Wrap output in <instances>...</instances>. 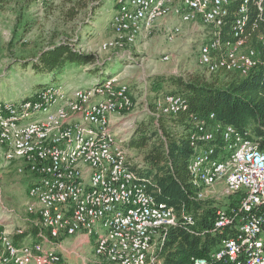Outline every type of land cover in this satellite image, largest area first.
I'll list each match as a JSON object with an SVG mask.
<instances>
[{
	"label": "built area",
	"instance_id": "built-area-1",
	"mask_svg": "<svg viewBox=\"0 0 264 264\" xmlns=\"http://www.w3.org/2000/svg\"><path fill=\"white\" fill-rule=\"evenodd\" d=\"M248 2L117 0L110 19L113 37L99 51L128 54L139 39L160 29L171 41L181 28L164 29L167 19L200 22L209 32L198 49V66L206 73L244 77L259 62L243 33ZM232 5L234 39L223 42L221 30ZM134 105L129 86L117 76L85 89L45 85L22 100L0 101V155L28 181L25 211L33 216L28 228L9 230L0 221V264H59L62 257L50 244L79 234L94 237L100 264H161L156 250L178 217L137 175L127 133L118 136L112 129V119L122 120ZM151 109L153 116L171 115L186 105L180 95L159 94ZM213 119L212 114L197 122L192 133L189 179L198 199L236 196L238 202L216 210L211 233L225 235L193 264H264V150L252 135Z\"/></svg>",
	"mask_w": 264,
	"mask_h": 264
},
{
	"label": "trees",
	"instance_id": "trees-1",
	"mask_svg": "<svg viewBox=\"0 0 264 264\" xmlns=\"http://www.w3.org/2000/svg\"><path fill=\"white\" fill-rule=\"evenodd\" d=\"M106 1H97V8ZM228 10L220 35L223 42L234 39L236 7L232 5ZM247 10L248 20L243 33L246 45L259 53L255 68L244 77L221 70L161 76L158 79L171 90L159 92L182 96L186 109L171 115H151L147 123L135 124L128 141L129 149L142 153L143 167L136 169L137 175L148 183L149 191L159 201L175 210L178 217L177 224L167 230L156 250L161 264H193V259L206 257L216 249L225 233H211L215 212L222 206L235 207L238 202L236 196L228 197L224 204L198 199L199 190L191 184L187 171L194 148L191 136L197 122L207 121L213 114L211 123L230 125L241 134L252 135L264 150V0H249ZM74 15L75 12H71L70 19ZM95 59V55L76 53L71 44L63 43L41 52L39 63L32 69L61 71L70 64L92 65L99 69L94 64ZM102 72L103 68L98 74ZM185 217H190L191 222L188 223Z\"/></svg>",
	"mask_w": 264,
	"mask_h": 264
},
{
	"label": "rangeland",
	"instance_id": "rangeland-1",
	"mask_svg": "<svg viewBox=\"0 0 264 264\" xmlns=\"http://www.w3.org/2000/svg\"><path fill=\"white\" fill-rule=\"evenodd\" d=\"M97 1L54 0L42 3L37 0H3L0 3V101L22 100L45 85L62 84L85 89L110 75L117 76L118 81L129 86L135 103L130 116L123 121L129 136L135 124L148 122L154 99L171 90L158 78L205 72L197 64V56L200 45L207 41L209 28L200 22L185 24L167 19L164 29L176 24L181 28L180 34L171 41L160 29L139 39L128 48V54L115 50L99 51L100 44L113 37L110 19L117 7L115 0H107L97 8ZM73 11L75 15L70 19L69 14ZM63 43L71 44L76 53L95 55L94 64L99 69L75 64L65 65L61 71L32 69L39 63L41 52ZM163 56L168 59L164 60ZM102 68L104 72L98 74ZM128 156L137 170L143 167L142 153L129 149ZM5 164L1 156L0 175ZM8 176L10 181L6 179L0 184L2 201L14 202L20 209H25L28 181L22 179L14 184L17 191L12 199L6 185L10 184L13 173H8ZM208 199L220 204L226 202L224 197ZM23 241L27 242V239ZM87 257L97 259L92 252Z\"/></svg>",
	"mask_w": 264,
	"mask_h": 264
},
{
	"label": "crops",
	"instance_id": "crops-1",
	"mask_svg": "<svg viewBox=\"0 0 264 264\" xmlns=\"http://www.w3.org/2000/svg\"><path fill=\"white\" fill-rule=\"evenodd\" d=\"M130 114L125 115L122 120L113 118L112 119V129L118 135L121 136L122 134L127 133L125 128V122H123ZM135 122V120H134ZM135 126V125H134ZM134 130V129H133ZM133 133V131H132ZM131 133V135H132ZM129 134V138L131 137ZM127 139V140H128ZM126 140V141H127ZM129 141V140H128ZM128 147V142L125 144ZM1 157V156H0ZM3 170H1L0 175V184L4 182L6 179L9 182L10 177L8 173H13V178L10 184L6 185V189L8 193L11 194V198L14 199L16 197V188L14 184L17 181L22 179H26L23 176L16 174L14 166L5 164L2 165ZM8 177V178H7ZM10 186V187H9ZM1 188V186H0ZM16 190V191H15ZM14 191V193H13ZM10 210V211H9ZM33 218V216L27 215L25 209H20V206L15 205L14 202H4L0 197V221L3 226H7L9 230L14 227H23L28 228L32 226L29 221ZM93 241L94 237H87L84 234H79L74 237H65L62 238L60 241L50 244L52 248L55 249L57 253H59L62 257V260L59 264H100L99 260H95L94 258L90 259L87 257L89 252L93 253Z\"/></svg>",
	"mask_w": 264,
	"mask_h": 264
}]
</instances>
